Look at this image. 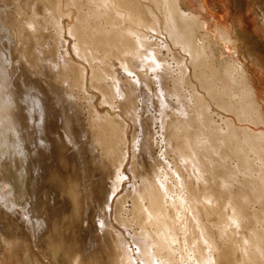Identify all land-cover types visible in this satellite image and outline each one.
<instances>
[{
    "label": "rangeland",
    "instance_id": "374dc122",
    "mask_svg": "<svg viewBox=\"0 0 264 264\" xmlns=\"http://www.w3.org/2000/svg\"><path fill=\"white\" fill-rule=\"evenodd\" d=\"M18 1L0 0V61L4 62V66L7 64V61L9 62L8 67H6L7 72H3L2 67H0V190L2 189L0 192V226H3L2 228H0V264H81L83 262V259V263L86 264L87 260H89L88 256L91 252L93 254L92 259H90L91 262L88 261L87 264H114L119 257L122 258L121 254L123 255L127 253L125 251H122L121 249L119 250V248L115 246L118 244V242H122L123 245H125L126 251H128L126 256L130 259V261H133L134 264H142L141 259L138 257V246L137 244H135V241H132V239H134V234L140 231V229L142 228L143 221L146 222L147 227L149 229H153L154 224H148L149 220H144L138 217H144L145 206L150 203V198L146 194V187H151L152 189L156 190L157 193V188L159 187L158 181L161 179L166 182V188L165 190H160L158 192V196L159 200L162 201L167 214L173 217L169 218L166 216L165 222L170 223L171 228L173 230V234H171L170 237L174 240L170 242L169 245L172 251L173 258L175 259L174 261H176V264H200V255L208 257H211V255H215V251H213L211 248H208L207 246H204L202 243L203 237L205 236V231L211 232L212 235L215 237L221 248L219 250V253H221V250H223V253L227 254L228 262H232V264H262V225L264 226V221H262V200L257 198L254 192L249 189L252 182L258 181L262 183V174L258 173L256 167L259 163L252 157L249 159V161L252 162V169L250 171L247 169L243 170L239 164V160L237 159V157L231 154L226 148V146H223L221 142V131L224 130L225 121L227 118L230 117V115L226 114L222 110H219L217 107L211 104L212 106H209V111L205 113L204 117L199 118L197 116L199 110L203 112L207 110L203 109L200 105H196V103L200 100H209L208 97L205 96V92L199 88H195L197 81H195L190 75H188V72L185 73L183 63L178 62L177 56L174 51L168 53H160L158 51L159 49L154 47L152 44V42H158V40H160L162 36H165V33L163 32L161 27L162 21L155 25V29H150L145 26H133L128 22L119 24L121 25L120 27L124 26V28H127L129 25L130 28L133 27L140 33L148 34V39L154 37L152 42L151 40L150 42H145L149 44V47L142 46L139 50L133 48V55H135V52H137L139 55L137 59L139 60H144L145 56L149 54L148 51L151 52L154 58L156 59L155 68L151 69L148 66H144L142 69H140V71L139 68H137L138 65H136L138 62L134 63L133 59L130 60V56L128 53H126V56L124 52H126L127 49L124 50L123 46H118V48L120 47V49H123L122 53L124 59L123 57H121L122 55L119 54L121 53V50L119 49L118 51L117 47H113L112 50L111 48L105 47L104 44L102 47H100L99 45L93 43L98 42L96 41L97 33H94L93 30L91 31L90 29L92 27L97 26L98 24H103V26H106L105 22L94 23L92 21L90 23L84 22L83 26L81 24L79 25L80 19H84L83 17L85 15L87 16L89 11L90 6L88 5L87 0H79L80 3L78 2V0L77 2L76 0H21L22 2ZM39 1H41L43 5H45V2L43 1H46V3H50V6H47V4L46 8L44 6L45 10L43 9V7H41V12L47 11L46 13H41L40 11H38L41 6V2L39 4ZM24 2L29 3L24 6ZM65 2L66 4L67 2L70 3L69 9H67L68 6L65 4ZM85 2H87V4H85ZM204 2L206 7L208 8V17L210 18L211 24L224 23L233 29L235 33L233 37L237 40V59L240 60L244 65H246L247 70L249 69L248 72L251 73V81L254 83L258 91V94L256 96L259 99L262 97L264 98V0H204ZM19 3H21V5H19ZM71 3H73L72 6ZM196 3V0H187L184 3V8H191V5L195 6L197 5ZM32 4L37 6L39 5L37 7L38 9ZM30 5H32V8L30 7ZM86 5H88L89 7ZM73 6H75L76 8L78 7L79 9H76ZM27 7L33 10L28 9ZM23 8L25 9V14L26 12L28 14H26L27 16L24 15L27 18L24 19V17L23 19L29 20L30 18L33 19L32 17H35V19H33L34 22L33 20L30 21L31 19L27 23H25L23 19L20 20L23 17V15L21 14V10ZM26 8L27 10H29V12L26 10ZM53 9H58L59 12L62 11V13H59L56 10V14L58 12V14L61 15V18L60 15L56 16L55 11ZM79 10H81L83 13H80L81 16H76L79 14ZM32 11H36L37 13H39V17L35 16L37 15V13H34L35 15H29V13H33ZM63 12H65V14ZM69 12H71V14H69ZM74 13L76 15H74ZM69 16L70 21H68L69 19H67L69 18ZM45 18H47V20ZM51 19H53V21L47 23V21ZM72 19L76 20L75 24L73 23L74 20ZM16 20H19L20 25L22 23V25H24L25 23L24 26L27 27V29L22 25L20 26L18 24L19 22ZM35 21H37V23ZM14 23H16V25H18L19 27L17 26V28ZM31 23H33V25H30ZM35 23H39L40 25L43 24L44 27L39 26V28H37L38 25H36ZM34 24L35 28L33 27ZM73 24H77V29L74 30L75 34L73 33V31L70 32V27H74ZM47 26H50L51 29ZM15 27L17 30H15ZM58 27L59 29L62 28L60 29L62 33L57 29ZM102 27L99 26V28L101 29L105 28ZM21 28L24 29V31L21 30ZM54 28H56L57 30H55ZM38 29H41L39 30L41 32H39ZM14 30L19 31L17 32L20 33L19 36H16L17 33L13 36V32H15ZM26 30H31V32H34L33 36L36 40L39 41L40 47L45 44L48 48L44 45L45 47H42L44 49L41 48V52H38L37 49L33 47L34 45L30 43V31H27V33ZM24 33L26 35L30 34V36L28 35V37H26ZM36 33L38 36H36ZM57 34H59V36ZM69 35H71V37ZM40 36H42L43 38L46 37V42L42 37L40 40ZM17 37H20L19 40H22V44L19 42L18 45L21 44L20 46L23 47H21L23 49L22 53L27 56L23 57L20 60L22 61L25 58L23 61H27V64L29 62H32L31 64L29 63V65H31L30 67H34L36 63L37 65L39 64L42 67V61H45L44 58H39L42 55H44V57L46 56L45 59H49V62H52V59L53 61L55 59V61H58V63L60 64H62V61L64 60H67V62L68 60H70L68 63V67H64L63 64H58L59 66H57V70L59 71L60 75L58 76V78H54L55 75L52 76L53 78H51L57 86L63 88L67 92V89L71 88L72 86V89L69 90V93H71L73 96L75 95L77 101L79 100V107L80 105H84V108L81 107L80 112L82 120L88 125V130L92 118L94 119L95 117H98L102 114L103 116H101L106 121L107 118L110 119L112 117L114 118L115 116H118L120 120V125L113 124L111 134L108 135L109 138L106 139L103 136V143L101 142V145L95 146L97 152L101 154L103 153L104 155H102L105 157V159L97 161L99 162V164L95 162V156L93 157V154L88 149H86V151L84 149L85 152H81V154L79 153L83 150H79L78 152L77 149H74L75 151L77 150V152L74 153H77V156L81 155V158L83 153L84 160L87 158V155L89 156L86 159L87 162L85 161L87 163L86 164L84 160L80 157L76 158L75 154H73V151H71L72 154H70V150L73 149L69 145L60 147L64 140L63 138H59L63 132H59V129L62 127V124L61 120H59V118L56 116L57 111L55 113L52 112L53 107L52 109L49 108L48 116H51V114L53 113V118L55 117L57 118V120L51 119L52 116L49 119V117L46 115V120L48 122L46 124V131H49V127L53 132L57 131V135H55L57 137V140L55 137V141L53 140V142L51 143L52 147L50 146V149H48L49 146L44 145L45 143L43 142H41L40 146L41 140H38L40 134L38 133V135L35 136V127H33L34 118L37 117V115L39 117V114H36L33 111L34 113L32 112L31 115L29 114V107V109L23 108L27 107L28 105H24L25 103L21 102L22 98L18 96V94L16 93L17 91H15L16 89L14 88V80H16L15 74L20 73L21 71L23 73L25 69L28 70V67L25 66L26 64L24 65L23 62L21 64V61L18 64L21 66V69H19L18 71L16 70L15 72L14 67L11 66L13 65V62L11 60V48H15V46H12V43L15 42L14 38ZM93 37L95 39H93ZM57 38H60L61 40ZM26 39H29L30 42L26 41ZM52 41L55 44L56 41L60 43L58 45L57 42V44L54 45ZM47 43L49 45H47ZM91 43L94 45H92ZM27 45H32V47L29 46L31 47L29 48ZM93 46H95L96 49ZM98 46L101 49L106 50L101 51ZM107 48L109 49L108 51ZM116 48L118 52H115ZM59 50L60 52L64 51V53L62 52L60 55L59 52L57 54V51ZM26 51L28 55L27 53H25ZM36 51L38 53H36ZM104 52L108 53H105L107 56L104 55ZM33 53H40L41 55H38L37 59V56L36 58H34L35 56L33 55ZM49 53L51 55H49ZM79 53H85L87 55V59L89 58V60H94L89 61L92 62L90 63V65H93V68H91L88 61L84 59L86 57H82V55H79ZM45 54L50 57L52 56V58H48V56ZM64 54L66 56H64ZM117 54H119V56H117ZM53 55L56 57L58 56V59L54 58ZM62 56H64V58ZM115 57H117V59H115ZM27 58H29L30 61H28L29 59L27 60ZM32 58H34L33 61L37 59L41 62H37L35 60L36 62L34 61L33 63ZM127 60H130V63ZM123 63H126L128 66H131L132 70L135 69L134 72L130 70L132 74H128L123 71ZM22 65L24 66V68L22 67ZM61 66L64 67L65 70H63ZM41 67H34L35 69H38L39 77L38 74H36L34 75L33 80L34 82L36 81L38 84L40 82H43V79L40 77L44 76V74L48 75L49 72H51V75L52 71H55L53 67L50 68L48 66L47 68L49 70L44 69L46 67ZM42 69H44L45 71L47 70V73H42L41 71H44ZM50 69L52 70L50 71ZM61 69L65 73L61 71ZM92 69L94 70L92 71ZM119 69H121L124 73L122 71L120 72ZM116 71H118L122 76ZM137 71L139 72V76ZM26 72L25 75L29 76V71L27 72V74ZM96 73L98 74L93 77V75H95ZM10 74L12 76H10ZM35 76H37L38 78ZM122 77L124 78L122 79ZM156 77H160V79L156 80ZM180 77H184V79H180ZM126 78L128 79L127 81ZM116 79H120V81H122L117 82ZM129 80H132L133 82L132 84L134 86H132V88H128V86L126 85L127 83H129ZM61 81L64 84H62ZM65 81L68 82L65 84ZM69 81H71L72 83ZM114 81L117 84H119L120 82V85H126V89L123 90L124 96H117L115 99L109 101L110 104H107L104 102V98L108 96H111V98H113L115 96V86L113 84ZM38 84L37 86H39ZM242 84L243 82L238 84V86L240 85L239 88H245V85ZM41 85L40 87L43 88V83H41ZM63 85H65V88H67V86L69 85V88L65 89ZM159 91L164 95L166 102L169 103V106H166L163 110L161 109L162 107L159 104L160 99L156 96V93H158ZM76 93L78 94L77 97ZM248 97L250 99L253 98L251 95H249ZM6 98L9 102V105L7 107L2 104V102L5 101ZM50 99L53 103H56V101H53L52 98ZM178 108L183 109V111L188 113V117H190L188 128L189 138H187L188 147H186L181 141V139L185 137L184 135H178L176 139H172V137H170L169 135L167 124L163 126L159 122H155V120L153 119V116H158L160 113L163 120L164 117L166 120L172 119L175 116V112L178 110ZM36 111L38 113V110ZM82 111H86L87 114ZM83 113L86 114V117L83 116ZM33 114H35L36 116ZM176 116L182 118L181 120H179V123L184 126V115L178 113ZM223 119H225V121ZM51 120L56 121L54 123L55 127L52 124L53 121ZM74 121L75 120L73 119V117H71L69 124L70 129L73 126L71 132L73 136L80 135L81 133L79 132V129H76L75 131V127H77V125ZM49 122H51V124H49ZM71 123H74L76 126ZM52 125L55 129L52 128ZM181 125L180 127L182 128ZM59 126L61 127L59 128ZM61 130H64V128L62 127ZM97 131H99L98 128ZM194 131H197V135H194V133H192ZM194 136L195 138H198V143L196 145H194L195 141L194 139H192V137ZM79 137H76L74 141L78 139L80 140L78 141V143H81V140H84V143L86 142L85 137L82 136L83 139L82 137H80L81 139H79ZM37 144L39 145V147L37 146ZM42 145H44V147ZM119 145L121 153H118ZM172 145L178 147L180 152H183V155L181 157L177 155V151L172 148ZM71 146L73 147V145ZM36 148L38 149L39 153L34 151L37 150ZM124 149L125 152H123ZM33 151L35 153H32ZM46 152L50 153L47 154ZM86 152H88L89 154ZM109 152L110 156L108 155ZM255 152L259 153V156L260 153H262L260 149H255ZM90 154L92 155V157ZM249 155L252 156L253 153L250 152ZM92 158L95 161H93ZM77 159L82 160V163L79 164V160L77 161ZM115 161H118L119 164L123 161L118 167L121 166L122 173L127 174L123 177L122 187L117 189V192L114 193V196L111 199H108V196L107 198H105L106 195L103 194L105 196H103V198H105L104 201H107V199L109 201L105 203L103 201V198L101 197L102 192H99L98 187H95V189H97V191L94 190L95 197L97 195V198L100 199L99 195H101L100 197L102 199L100 200L102 202H98L99 200L97 198V200L94 199V193H91L93 194V196L90 200H95L99 204H96L94 208L92 203H95V201L90 202V204L88 202L90 200H87L84 202L85 204L87 203L86 206H84V204L82 205L87 208H81V204L84 201V199L82 198V189H80L82 187V176L85 175L87 177L86 180H91L92 182H90L92 184L94 183V181L97 180L98 182H96L98 184L105 185L110 179L107 178L108 180L106 181V179H104L105 176L104 178H102V175H100V177L98 171L96 170V172L98 173L97 176V174H95L96 172L92 171V169H95V164L93 163H96V167L98 166L96 169H98L101 165L105 168H108L109 165H113V162ZM81 164L84 165V169L81 167ZM123 164L125 166H123ZM79 165H81L80 167L86 171L79 170L81 169L79 168ZM218 165L220 166L215 171V168ZM92 166L94 168H91ZM130 166L135 167V179H133L132 174L130 175V173H126L127 171L130 172ZM123 170H125L126 172H123ZM83 173L84 175H81ZM38 178L40 182L42 181V183L36 182L38 181ZM92 179L96 180L93 181ZM103 179L106 182H104L105 184L102 182ZM30 181L34 182H32L34 186H37V183H39V187L37 186L35 190V187H33V185L28 186L31 183ZM1 183L3 185H1ZM40 184L42 187L40 186ZM31 187L35 192L33 190L31 191ZM75 187L78 189L76 190ZM74 190L77 193L74 192ZM80 192L82 196L80 195ZM97 192L101 194L98 193V195ZM2 197L4 198V200L2 199ZM118 197H123L122 203L120 202L118 206L121 211V221H117L115 218L117 212L116 203ZM80 198L81 201L83 200L82 203L80 201ZM206 198L213 202L211 204H214L212 207L209 206V204L207 203L208 199ZM10 199L13 200L12 203ZM35 199L37 200V202H40V204L38 202L39 206L43 207H41L42 211ZM112 199H114V201ZM5 201H7L5 205H1ZM9 202L10 205H12L13 203L14 205L10 206ZM33 202L34 204L36 203V207H39L40 209L36 214L38 215L39 211L40 213L42 212L44 214L41 213V216H39L40 214L37 216L34 214L33 209H31L33 212L29 210L31 203ZM101 203L104 208H102V205H100ZM90 205H92V207H89ZM204 205L206 207H204ZM22 206L24 209L27 207V209H25L26 214L25 212L23 213V211L25 210L22 208ZM33 206L34 205H32L31 208H34ZM96 207L102 209L98 210ZM83 208L85 209V211ZM89 208L91 211L87 213ZM93 208L96 210V212L99 211L98 214L100 215L102 211H105L103 209L110 208L109 210L107 209V211L103 213L104 216L101 215L103 216L104 220L107 221L109 224V229L107 230V233L106 231L104 232L108 235L107 238L111 243L109 244L108 242V247H106L107 245H104L105 243L101 238H94L95 240L97 239L96 242L93 240V238L91 239V236L95 237L94 234H90V238L88 237L87 233H92L93 231L95 232L97 229L96 226V229L93 230L95 228L94 225H96L95 223L93 225V221L96 222V216L93 217L96 214ZM81 209H83V211L87 214L84 215ZM136 210L140 212V216L135 214ZM27 211L29 212L28 214L32 212L34 214V217L31 216L33 218L30 217V219H28L30 215L28 216ZM92 212H94V215L92 214ZM89 214L90 217L88 216ZM23 215L26 216L22 218ZM176 216L177 218L179 217L177 219L178 221L174 220ZM40 217H42V219L45 218L46 221L48 218L49 223L48 221L47 223H45V219L44 221L40 220ZM83 217H85L86 220L85 218L84 220H82ZM91 217L93 218V221ZM234 217H236V219L232 221L230 218ZM37 218L38 220H35ZM6 219L9 222H7ZM25 219H28L29 223ZM56 219L58 222L56 221ZM22 220H24L23 223ZM34 220L37 221L38 224ZM68 220L69 222H67ZM82 221H85V227L84 225H82L84 224V222L82 223ZM86 221L90 222L87 223ZM25 222L28 223V225H26ZM91 222L94 228L90 226ZM88 224H90L89 226L91 229H88ZM217 224L225 228V233L221 237L218 236V231L216 229ZM181 226H183L184 228L186 226V230H184ZM28 227L31 230H29L30 232L28 231ZM157 227L158 225L156 224V228ZM77 229L81 230L78 231ZM85 230L88 232L86 233ZM185 231L186 233H184ZM28 232L30 233V235ZM77 232L78 234H80L79 236H77ZM84 234L86 236H84ZM95 234L97 236V231L95 232ZM25 235L27 237L29 235V237L27 238ZM244 238L250 239V246L247 247L249 255L244 251L241 246V244H243ZM79 239L81 240V242L79 241ZM83 239H87L88 242L87 240L84 241ZM82 240L84 242H87V244H90V242L93 244L94 242L95 244L101 243L105 247H101V244L98 245V248L97 245L93 246V244H90L91 247H88L89 244H86L87 248L85 249L87 250L88 248L89 250H91L94 247L95 250L97 249L96 252L94 249H92L91 252L89 250H86V252H90L87 253V256V254H83L86 252L82 247H85V244ZM240 241L242 242L240 243ZM77 242H79V246L82 247V249L78 246ZM80 243H82L83 245L81 244V246ZM42 247L44 248L42 249ZM110 247H113V249L111 248L113 251V256L111 257V262L109 263V261L107 262L105 260V256L107 253L106 251H108ZM105 248H108V250H106ZM79 249H81L82 251ZM80 254H83V257L87 256L88 258L85 257V260L82 255L80 256ZM148 255L151 258H153L154 256L153 260L156 261V251H152L151 249H149ZM41 258L42 261L46 259V262L41 263ZM77 259L80 260L78 261ZM228 262L221 260L219 264H228ZM163 263L164 262H160L158 264Z\"/></svg>",
    "mask_w": 264,
    "mask_h": 264
},
{
    "label": "bare ground",
    "instance_id": "6f19581e",
    "mask_svg": "<svg viewBox=\"0 0 264 264\" xmlns=\"http://www.w3.org/2000/svg\"><path fill=\"white\" fill-rule=\"evenodd\" d=\"M14 1H16V0H14ZM18 1V0H17ZM21 1V0H20ZM20 1H18V2H20ZM34 1V0H33ZM47 1V0H46ZM46 1H43V2H45V5H43V3L41 2V1H39V4H40V2H41V6H40V8H39V10L38 11H40L41 12V7H43V9H44V6H45V8H46V4H47V6L49 5L50 6V3H46ZM71 1V0H70ZM70 1H68V2H70ZM72 1H75V0H72ZM81 1V0H80ZM80 1L78 0V2L80 3ZM88 1V5L90 6H88V5H86V6H88L89 7V11H88V14H87V16L85 15L83 18L85 19H80V23H79V25L81 24L82 26H83V23L84 22H105L106 24V26H103V24L102 25H99L98 23V27L97 26H95V27H92L90 30L92 31L93 30V32L94 33H97V39H96V41H98V42H93L94 44H97V45H99L100 47H102L103 46V44L105 45V47H108V48H115V47H117L118 48V46H123V49L124 50H126V52H124L125 54L126 53H128L129 54V58H130V60H132L133 59V62L134 63H137L136 65H138L137 66V68H139V70L140 69H142L144 66H148L149 68H151V69H153V68H155L156 67V59L154 58V56L152 55V53L151 52H149L148 51V53L149 54H147L146 56H145V59L144 60H139V59H137L138 57H139V55H138V53L137 52H135V55H133L134 54V49L133 48H135V49H137V50H139L140 49V47H142V46H145V47H149V44H147V43H145V42H150V40H151V42H152V40H153V38H151V39H148V34H143V33H140L138 30H135L133 27L132 28H130L129 27V25H128V27L127 28H124V26L123 27H120L121 25H119V24H123V23H125V22H128V23H130V24H132L133 26H145V27H147V28H150V29H155V25L156 24H158L159 22H161L162 21V25H161V27H162V30H163V32L165 33V36L163 37H161L160 38V40H158V42H152V44H153V46L154 47H156L157 49H159L158 51L160 52V53H168V52H171V51H174L175 52V54H176V56H177V59H178V62L179 63H183V66H184V71H185V73H187L188 75H190L195 81H197V84H196V87H195V85H194V87L195 88H199V89H201L202 91H204L205 92V96H207L208 97V99L209 100H200V101H198L197 103H196V105H200L203 109H207L205 112H203V111H200L199 110V112H198V117L200 118V117H204V115H205V113H207L208 111H209V106L212 104V105H214L215 107H217L219 110H222L223 112H225L226 114H228V115H230V117L229 118H227L226 119V121H225V119H223L224 121H225V126L224 125H222V126H224V130H222L221 131V142H222V144H223V146H226V148L228 149V151L231 153V154H233L234 156H236L237 157V159L239 160V164H240V166H241V168L243 169V170H245V169H247V170H251L252 169V162L251 161H249V159L250 158H252L253 157V159H255L256 161H258V166H256L257 167V171H258V173L259 174H262V183L261 182H252L251 183V185H250V187H249V189L251 190V191H253L254 192V194L257 196V198H259V199H261L262 200V221H264V98L262 97V98H258L256 95L258 94V91H257V89H256V87H255V85H254V83L251 81V73L250 72H248V70H247V68H246V65H244L240 60H238L237 59V53H238V49H237V40L233 37V35L235 34L234 33V31H233V29L231 28V27H229V26H227L226 24H224V23H212L211 24V22H210V18L208 17V8L206 7V5H205V2H204V0H196V4L198 5H195V6H193V5H191V8L190 7H187L186 9L184 8V3L187 1V0H87ZM89 1H90V3H89ZM22 2V1H21ZM67 2V4H66V2H65V4L68 6V8L67 9H69V4L70 3H68ZM76 2H77V0H76ZM76 2H74V3H76ZM25 3V2H24ZM27 3H29V2H26L25 3V5L24 6H26L27 5ZM34 3V2H33ZM38 4V3H37ZM72 4L73 3H71V6H72ZM84 4V3H83ZM85 4H87V2H85ZM19 5H21V3H19ZM29 5V4H28ZM33 5V4H32ZM32 5H30V7L32 8ZM65 5V6H66ZM79 5V4H78ZM23 6V5H22ZM34 7H38L37 5H33ZM53 6V5H52ZM61 6V5H60ZM77 6V5H76ZM85 6V7H86ZM186 6V5H185ZM29 7V6H28ZM27 7V8H28ZM62 7V6H61ZM73 7H75V6H73ZM82 7V6H81ZM27 8H26V10H27ZM31 8H28V9H31ZM55 8H56V6H55ZM76 8V7H75ZM35 9V8H34ZM38 9V8H37ZM76 9H79L78 7L76 8ZM2 10V9H1ZM19 10H21V9H19ZM25 9L23 8L22 10H21V14L23 15V17L20 19V20H22L24 17V19H26L27 17V12H26V14H25V11H24ZM31 10H33V9H31ZM36 10V9H35ZM45 10V9H44ZM46 10H48V9H46ZM50 10V9H49ZM54 10V9H53ZM56 10L58 11V9H55L54 11H55V14H56ZM61 10V9H60ZM63 10V9H62ZM66 10V9H65ZM64 10V11H65ZM88 10V9H87ZM28 12H29V10H27ZM53 11V12H54ZM76 11V10H75ZM9 12V11H8ZM33 12V11H32ZM43 13H46V12H44V11H42ZM41 12V13H42ZM50 12V11H49ZM51 12H52V10H51ZM59 12V11H58ZM58 12H57V14H56V16L57 15H60V14H58ZM67 12V11H66ZM73 12V11H72ZM82 11L81 10H79L78 11V15H76L75 13H74V15H76V16H81L80 15V13H81ZM36 14L37 12L36 11H34L33 13H29V15H32V14ZM59 13H62V11L61 12H59ZM64 14H65V12H63ZM83 13V12H82ZM34 14V15H35ZM38 14L39 13H37V15H35V16H38ZM55 14H54V16H55ZM69 14H71V12H69ZM86 14V13H85ZM24 15H26V16H24ZM40 15V14H39ZM51 15V14H50ZM49 15V16H50ZM63 16V15H62ZM71 16V15H70ZM70 16H69V18H67V19H69L68 21H70ZM73 16V15H72ZM31 17V16H30ZM39 17V16H38ZM48 17V16H47ZM20 18V17H19ZM29 18V17H28ZM33 19H35V17H32ZM37 18V17H36ZM58 18V17H57ZM60 18H61V15H60ZM23 19V20H24ZM31 19V18H30ZM29 19V20H30ZM33 19H31L30 21H32ZM38 19V18H37ZM46 20H47V18H45ZM54 19V18H53ZM53 19H51V20H49V21H47V23L48 22H50V21H53ZM77 19V18H76ZM28 20V19H27ZM27 20H24L25 21V23H27V22H29V20L27 21ZM56 20V19H55ZM72 20H74V24H75V19H72ZM16 21H18L19 22V20H16ZM42 21V20H41ZM40 21V22H41ZM57 21V20H56ZM67 21V22H68ZM22 22V21H21ZM33 22H34V20H33ZM36 23H37V21H35ZM44 22V21H43ZM55 22V21H54ZM78 22V21H77ZM17 23V22H16ZM16 23H14L15 25H16ZM25 23H24V25H25ZM35 23V24H36ZM42 23V22H41ZM58 23H59V20H58ZM58 23H57V25H58ZM70 23V22H69ZM242 23V22H241ZM14 24H13V26H14ZM19 25H20V22L18 23ZM23 24V23H22ZM21 24V25H22ZM35 24H34V28H35ZM45 24V23H44ZM51 24V23H50ZM73 24V25H74ZM78 24V23H77ZM77 24L76 25H74V27H70V32L71 31H73V33H74V30L75 29H77ZM108 24V25H107ZM20 25V26H21ZM24 25H22V26H24ZM30 25H33V23H31ZM29 25V26H30ZM36 25H38V27L37 28H39V26H42V27H44V25L42 24V25H40L39 23L38 24H36ZM48 25V24H47ZM55 25V24H54ZM60 25V24H59ZM67 25V24H66ZM70 25V24H69ZM79 25H78V27H79ZM18 25H16V27H17ZM27 26V25H26ZM61 26V25H60ZM64 26V25H63ZM99 26H103L102 28H104V29H101V28H99ZM127 26V25H126ZM213 26V27H212ZM16 27H15V30H17L16 29ZM19 27V26H18ZM17 27V28H18ZM25 27V26H24ZM47 27H50V26H47ZM54 27H57V26H54ZM66 27V26H65ZM85 27V26H84ZM160 27V28H161ZM14 28V27H13ZM13 28H11V29H13ZM23 28V27H22ZM21 28V30H23L24 31V29H22ZM26 29H27V27H25ZM29 28V27H28ZM34 28H31V29H34ZM64 28V27H63ZM69 28V27H68ZM68 28H67V30H68ZM50 29H51V27H50ZM55 30H59V31H61L60 29H62V28H60L59 29V27L56 29V28H54ZM81 29H82V27H81ZM85 29V28H84ZM14 30V31H15ZM20 30V31H21ZM39 30H41V29H38V31ZM53 30V29H52ZM64 30V29H63ZM66 30V29H65ZM28 30H26V32H27ZM30 31V34H31V36H30V34H28L29 36H30V40H31V42L29 41V39L27 40L26 39V41H29L30 43H32L34 46L33 47H35L36 49H37V51L38 52H41V48L42 47H45L46 45L45 44H43V46L42 47H40L39 46V41L38 40H36L35 39V37L33 36V31L31 32V30H29ZM28 31V32H29ZM43 31H44V29H43ZM46 31H47V29H46ZM236 31V30H235ZM13 32V31H12ZM17 32H19V31H15V32H13V36L17 33ZM27 32V33H28ZM39 32H41V31H39ZM76 32V31H75ZM55 33V32H54ZM57 33V32H56ZM58 33H60V32H58ZM61 33H62V31H61ZM19 34L20 33H17L16 34V36L18 35L19 36ZM25 34V33H24ZM39 34V33H38ZM71 34V33H70ZM75 34V33H74ZM28 35H26L25 34V36L26 37H28ZM42 35V34H41ZM56 35V34H55ZM58 36H59V34H57ZM61 35V34H60ZM24 36V35H23ZM24 36V37H25ZM36 36H38L37 35V33H36ZM43 36V35H42ZM42 36H40V40H41V37ZM70 37H71V35H69ZM75 36V35H74ZM150 36V35H149ZM24 37H23V39H24ZM45 37V36H44ZM151 37V36H150ZM149 37V38H150ZM20 38V37H19ZM19 38L17 37V38H14L15 39V42L14 43H12L13 45V47L15 46V48L13 49V48H11L12 50H11V60H12V62H13V65H11V66H13L14 67V69H15V72H16V70L18 71L19 69H21V66L20 65H18L19 64V62L21 61L20 59H22L23 57H27L24 53H22L23 52V47L22 46H20L22 43H21V39L19 40ZM43 38V37H42ZM48 38V37H47ZM56 38V37H55ZM156 38V37H155ZM38 39V38H37ZM44 40H45V42H46V37L45 38H43ZM57 39H60V38H57ZM93 39H95L94 37H93ZM44 40H42V41H44ZM61 40V39H60ZM168 40V41H167ZM25 41V42H26ZM48 41H49V39H48ZM55 41V40H54ZM91 41V40H90ZM155 41V40H154ZM11 42H12V40H11ZM19 42L21 43L20 45H18L19 44ZM28 42V43H29ZM57 42L58 41H56V44H57ZM43 43V42H42ZM52 43H54L53 41H52ZM59 43L60 42H58V45H59ZM27 44V43H26ZM40 44H41V41H40ZM55 43H54V45H56ZM62 44V43H61ZM92 44V43H91ZM94 44H92V45H94ZM18 45V46H17ZM45 45V46H44ZM47 45H49L48 43H47ZM52 45V44H51ZM97 45H96V47H97ZM28 46V45H27ZM29 46H31L32 47V45H29ZM28 46V47H29ZM98 46V47H99ZM19 47V48H18ZM22 47V48H21ZM31 47H29V48H31ZM47 47V46H46ZM50 47V46H49ZM94 48H95V46H93ZM99 47V48H100ZM104 47V48H105ZM125 47V48H124ZM25 48H27V47H25ZM35 48H33V49H35ZM48 48V47H47ZM57 48H59V47H57ZM93 48V49H94ZM107 48V51L109 50ZM117 48H116V50H115V52H118L119 51V49H120V47L118 48V51H117ZM42 49H44V48H42ZM96 49V48H95ZM94 49V50H95ZM98 49V48H97ZM101 49V48H100ZM122 48L120 49L121 51V53H119V54H121L122 56L121 57H123V50ZM26 50V49H25ZM32 50V49H31ZM31 50H29V51H31ZM50 50V49H49ZM103 50H106V49H101V51H103ZM113 50V49H112ZM9 51V50H8ZM33 51H35V50H33ZM36 51V53H38ZM44 51V50H43ZM111 51V50H110ZM60 52V50L59 51H57V54ZM63 53H64V51H62ZM62 52H60V55H61V53ZM25 53H27V51L25 52ZM35 53V54H36ZM48 53V52H47ZM106 52H104V55H106V54H108V53H106ZM110 53V52H109ZM111 53H113V52H111ZM6 54V53H5ZM32 54V53H31ZM34 53H33V55L35 56H33L34 58H36V56H37V59H38V55H41L40 53L39 54H36L35 55ZM66 54V53H65ZM64 54V56H66ZM116 54V53H115ZM119 54H117V56H119ZM27 55H28V53H27ZM30 55V54H29ZM45 55H47V54H45ZM49 55H51L50 53H49ZM79 55H82V57H86V58H84V59H86L87 61H88V63H89V65H90V63H92V62H89V61H91V60H93V59H91V60H89V58L87 59V55L85 54V53H79ZM114 55V54H113ZM43 56V57H42ZM41 57H39V58H44V60L45 61H42V67L44 68V67H46V68H44V69H47V70H49L47 67L49 66L50 68L51 67H53L54 69H55V71L53 72L52 71V74L50 75V73L51 72H49L48 73V75L47 74H44V76H42V77H40V78H42L43 79V82H40L38 85L39 86H37V84L34 82V80H33V78H34V75H36V74H38L39 72H38V69H35V68H37V67H41L39 64L37 65V63L35 64V68L34 67H30L31 65H29V63L31 64L32 62H29L28 64H27V61L25 62V61H21V64H22V62L24 63V65L26 66V67H28L27 69L28 70H26L25 69V71H23V73H22V71L20 72V73H17V74H15V79L16 80H14L15 81V91H17L16 93L18 94V96L20 97V98H22V100H21V102H23V103H25L24 105H28L27 107H23L24 109H26V108H30V111H29V114H31L33 111L36 113V114H39V117H38V115H37V117H35L36 115L35 114H33V115H35V116H33V117H35L34 118V126L33 127H35V133H36V135L35 136H37L38 135V133L40 134L39 135V138H38V140H41L40 141V146H41V142H43V143H45L44 145H46V146H49V148L48 149H50L52 146V142H53V140L55 139V135H57L56 134V132L54 131H52L51 130V128L49 127L48 128V130L49 131H46V124L48 123L47 122V120H46V118H47V116H48V110H49V108H51L52 109V107H53V113H55L56 111V116L59 118V120H61V124H62V127L64 128V130H61V126H59V132H61V131H63L62 132V135H60V137L59 138H63L64 140H63V142H62V144H61V146L60 147H63V146H66V145H69L73 150H70V152L71 151H73V154H75V157L76 158H78V157H80V156H77L78 154L77 153H74V152H77V150H78V152H79V150H83V151H80V153L79 154H81V152H85L86 151V149H88L92 154H93V157L95 158V160H93V158H92V160L93 161H95V162H97V161H101L102 159H105V157L101 154V153H98L97 152V150H96V147L95 146H97V145H101V142L103 143V140H104V137L106 138V139H108L109 138V136L108 135H110L111 134V129H112V127H113V124H115V125H120V120H119V118H118V116H115L114 118L112 117V118H107L106 119V121L104 120V118L101 116V115H99L98 117H95L94 119L92 118V121H91V123L89 124L90 125V127H89V130H88V128H87V124L82 120V117H81V107H83V106H81L80 105V107H79V104H78V102H79V100L77 101V99L75 98V95L73 96L71 93H69L70 91L69 90H71L72 89V86H71V88H69L68 86H67V88H69V89H67V88H65L64 86L65 85H63V87L65 88V89H67L68 90V92L66 91V90H64L63 88H61V87H59V86H57L56 84H55V82H53V80H52V76H54L55 75V77L54 78H58V76L60 75L59 74V71L57 70V66H59L58 64H60V63H58V61L56 62L55 61V59H54V61H53V59H52V62H49L48 60L49 59H45V57H44V55H42ZM48 56V55H47ZM54 56V55H53ZM64 56H62L63 58H64ZM107 56V55H106ZM106 56H104V57H106ZM126 56H127V54H126ZM29 57V56H28ZM50 56H48V58H49ZM61 57V56H60ZM108 57H109V55H108ZM31 58V57H30ZM34 58H32V61H33V59ZM52 58V56L50 57V59ZM54 58H56V59H58V56L56 57V56H54ZM62 58V59H63ZM126 58V57H125ZM29 58H27V60H28ZM37 59H35L37 62L38 61H40V60H37ZM107 59V58H106ZM109 59V58H108ZM114 59V58H113ZM115 59H117V57H115ZM114 59V60H115ZM120 59V58H119ZM122 59V58H121ZM123 59H124V57H123ZM34 60V61H35ZM43 60V59H42ZM60 60V59H59ZM64 60V59H63ZM114 60H112V61H114ZM130 60H127L128 62L130 61ZM28 61H30V59L28 60ZM34 61H33V63H34ZM35 61V62H36ZM69 61L70 60H68V62H67V60L65 61H62L63 63V66L64 67H68V63H69ZM94 61V60H93ZM111 61V62H112ZM123 61V60H122ZM121 61V62H122ZM41 62V61H40ZM39 62V63H40ZM121 62H120V64H121ZM128 62H126V63H128ZM126 63H123L122 65V67H123V71H125L126 73H131V71L132 72H134V70L135 69H133L132 70V68H131V66H128ZM130 63V62H129ZM62 64H60V65H62ZM0 67H2V71L3 72H7L6 71V67H8V65H9V62L7 61V64L4 66V62L2 61H0ZM15 65V66H14ZM70 65V64H69ZM20 66V67H19ZM33 66V65H32ZM37 66V67H36ZM91 66V68H93V65H90ZM22 67L24 68V66L22 65ZM25 67V68H26ZM41 67V68H42ZM62 67V66H61ZM64 67H62L63 68V70H65L64 69ZM60 68V67H59ZM134 68V67H133ZM136 68V69H137ZM44 69H42V70H44ZM96 69V68H95ZM46 70V71H47ZM52 69H50V71H51ZM62 69H61V71H63ZM66 70H68V69H66ZM94 69H92V71H93ZM120 70V72L122 71L121 69H119ZM131 70V71H130ZM138 70V69H137ZM138 70V71H139ZM28 72V74H29V76H26L25 75V72ZM45 70L44 71H41L42 73L43 72H46ZM60 71V72H61ZM122 71V72H123ZM137 71V72H138ZM141 71V70H140ZM14 72V71H13ZM27 72H26V74H27ZM64 72V71H63ZM116 72H118V71H116ZM47 73V72H46ZM65 73V72H64ZM124 73V72H123ZM8 74H9V72H8ZM98 73H96L95 75H93V77L94 76H96ZM118 74H120L119 72H118ZM132 74V73H131ZM1 75V74H0ZM4 75H5V73H4ZM42 75V74H41ZM62 75V74H61ZM64 75V74H63ZM121 75V74H120ZM119 75V76H120ZM141 75V74H140ZM9 76V75H8ZM10 76H12L11 74H10ZM66 76V75H65ZM64 76V77H65ZM122 76V75H121ZM126 76V75H125ZM138 76H139V72H138ZM7 77V76H6ZM5 77V78H6ZM35 77H37V76H35ZM38 77H39V74H38ZM37 77V78H38ZM52 77V78H51ZM61 77V76H60ZM115 77V76H114ZM118 77V76H117ZM127 77V76H126ZM131 77V76H130ZM36 78V79H37ZM67 78V77H66ZM65 78V79H66ZM124 77H122V79H123ZM41 79V80H42ZM64 79V80H65ZM115 79V78H114ZM156 80L157 79H160V77H156L155 78ZM180 79H184V77H180ZM8 80V79H7ZM56 80H58V79H56ZM117 80V82L118 81H120V79L118 80V79H116ZM125 80V79H124ZM128 79L126 78V81H127ZM9 81H10V79H9ZM11 81H13V80H11ZM55 81V80H54ZM122 81V80H121ZM120 81V82H121ZM58 82V81H57ZM56 82V83H57ZM68 82V81H67ZM66 81H65V84L67 83ZM69 82H71V81H69ZM115 82V81H114ZM113 82V84H114V86H115V96L113 97V98H111V96H108V97H105L104 98V102L105 103H107V104H110L109 103V101L110 100H112V99H115L117 96L118 97H121V96H124V94H123V90L124 89H126V85L128 86V88H132V86H134L132 83V80L130 81L129 80V83H127L126 85L125 84H123V85H125V86H123V85H120V82H119V84H117L116 82L114 83ZM124 82V81H123ZM243 82V84L245 85V88H243L242 86V88H239V86H238V84L239 83H242ZM12 83V82H11ZM41 83H43V88L42 87H40V85H41ZM61 83H62V81H61ZM61 83H60V86H61ZM72 83V82H71ZM13 84V83H12ZM62 84H64V83H62ZM242 84V85H243ZM71 85V84H70ZM42 86V85H41ZM160 86V85H159ZM40 87V88H39ZM238 87V88H237ZM7 92V91H6ZM9 93V92H8ZM77 93H79V92H77ZM76 93V97L78 96V94ZM6 94V93H5ZM117 94V95H116ZM249 95H251L253 98L252 99H250L248 96ZM3 96V95H2ZM10 96V95H9ZM156 96L160 99V105H161V109L163 110V109H165V107L166 106H169V103L168 102H166V100H165V97H164V95L159 91L158 93H156ZM50 98H52L53 99V101H56V103L54 102H52V100L50 99ZM80 98V97H79ZM203 98H204V96H203ZM10 100V99H9ZM51 101V102H50ZM81 101V100H80ZM208 101V102H207ZM210 101V102H209ZM9 102L7 101V98H6V100L5 101H3L2 102V104L3 105H5L6 107L9 105L8 104ZM12 104V103H11ZM10 104V105H11ZM81 104V103H80ZM211 105V106H212ZM49 106H51V107H49ZM28 108V109H29ZM84 108V107H83ZM1 109V108H0ZM3 109V108H2ZM32 110V111H31ZM36 110H38V113H37V111ZM27 111V110H26ZM51 111V110H50ZM87 111V110H86ZM86 111H82V112H85L86 114H87V112ZM33 112V113H34ZM27 113V112H26ZM50 113V112H49ZM53 113L51 114V116H52V118L51 119H53V120H57V118H53ZM178 113H180V114H182V115H184V117H183V119H184V126L183 125H181L180 123H179V120H181L182 118L181 117H178V116H176ZM84 114V113H83ZM86 114H84L83 116H85ZM5 115V114H4ZM32 115V114H31ZM47 115V116H46ZM98 115V114H97ZM227 115V116H228ZM8 116V115H7ZM50 115L48 116L49 117V119H50V117H51ZM6 117V116H5ZM71 117H73V119L75 120L74 122H75V124L77 125V127H75V131H76V129H79L78 131L81 133L80 135H74V136H76V137H85V140H86V142L84 143L83 141L84 140H81L82 142L80 143H78V141H80V140H75L74 141V139H76V137H74L73 136V134H72V132H71V130H72V128H73V126L71 127V129H70V126H69V124H70V118ZM86 117V116H85ZM223 118V117H222ZM226 118V117H225ZM30 119H32V118H30ZM91 119V118H90ZM109 119V120H108ZM153 119L155 120V122H159L161 125H165V124H167V128H168V132H169V135H170V137H172V139H176V137L178 136V135H184L185 137H183L182 139H181V141H182V143L186 146V147H188V139L187 138H189L188 137V128H189V119H190V117H188V113L187 112H185V111H183V109H179L178 108V110L175 112V116L172 118V119H169V120H166L165 119V117H164V120H163V118H162V116H161V113L158 115V116H153ZM53 120H51V121H53ZM72 120V119H71ZM49 121V120H48ZM56 121H53V125H54V123H55ZM58 122V121H57ZM60 122V121H59ZM73 122V121H72ZM87 122V121H86ZM49 124H51V122H49ZM48 124V125H49ZM71 124H74V123H71ZM74 124V125H75ZM223 124V123H222ZM53 125H52V128H54L55 127V125H54V127H53ZM59 125V124H58ZM75 125V126H76ZM180 125L182 126V128L180 127ZM51 126V125H50ZM57 126V125H56ZM3 127V126H2ZM97 128L99 129V131H97ZM34 129V128H33ZM55 129V128H54ZM74 130V129H73ZM74 131V132H75ZM104 131V132H103ZM58 132V133H59ZM49 133V134H48ZM78 133V132H77ZM192 133H194V135H197V131H194V132H192ZM42 134V135H41ZM59 135V134H58ZM104 136V137H103ZM74 137V138H73ZM79 137V139H81ZM83 137H82V139H83ZM192 139H194V141H195V143H194V145H196L197 143H198V138H195V136L194 137H192ZM29 140V139H28ZM56 140H57V137H56ZM1 141V140H0ZM27 141V140H26ZM37 141V140H36ZM55 141V140H54ZM3 142V141H2ZM42 143V144H43ZM44 145H42L43 147H44ZM71 145H73V147L71 146ZM37 146L39 147V145L37 144ZM51 146V147H50ZM54 146V145H53ZM76 146V147H75ZM122 146V145H121ZM35 147V146H34ZM43 147H41V148H43ZM75 147V148H74ZM67 148H69V147H67ZM172 148L173 149H175L176 151H177V155L179 156V157H181L182 155H183V152H180L179 151V148L178 147H176V146H174V145H172ZM37 149V148H36ZM47 149V148H46ZM74 149H77L76 151L74 150ZM84 149H85V151H84ZM255 149H260V151L262 152V153H260V156H259V153H256L255 152ZM87 150V151H88ZM121 149H120V145H119V151H118V153H121V151H120ZM34 151H36V152H38V149L37 150H34ZM32 152V153H35V152ZM88 151V152H89ZM88 152H86V153H88ZM89 152V153H90ZM123 152H125V149L123 150ZM253 153V155L252 156H250L249 155V153ZM39 153V152H38ZM47 153V152H46ZM48 153H50V152H48ZM47 153V154H48ZM88 153V154H89ZM52 154H53V152H52ZM70 154H72V152L70 153ZM34 155H36V154H34ZM84 155H85V153H84ZM91 155V154H90ZM109 156H110V152H109V154H108ZM123 155V154H122ZM31 156H32V154H31ZM36 157V156H35ZM70 157H71V155H70ZM89 156L87 155V158H88ZM91 157H92V155H91ZM81 158V157H80ZM79 158V159H80ZM85 158V157H84ZM86 158V159H87ZM79 159H77V161L79 160ZM81 159H83V153H82V158ZM84 160V162L86 161L87 162V160ZM90 159V158H89ZM123 160V159H122ZM43 161V160H42ZM41 161V162H42ZM82 160H79L78 161V163L80 164V163H82L81 162ZM232 161V160H231ZM44 162V161H43ZM83 162V163H84ZM85 162V163H86ZM123 162V161H122ZM121 162V163H122ZM84 163V164H85ZM98 164H99V162H97ZM117 163H118V161H115V162H113V165L111 164V165H109V167L108 168H105V167H103L102 165L100 166V168H98V169H96L97 167H96V163H93V164H95L94 166H95V169H92V171H95L96 172V170L98 171V173H99V176L100 175H102V178H104V176H105V178L104 179H106V181L108 180V179H110V180H112V181H110V180H108L107 181V183L104 181V179H103V183L105 184V185H103V184H98L97 182V178L96 179H94V180H96V181H94L93 179V181H94V183L92 184L90 181H88V180H86L87 179V177L84 175V173L83 174H81V175H84V176H82V178H81V180H82V182H81V188L80 189H82V195H83V199H84V201H83V203H82V201H81V198H80V201H81V208L82 207H84V206H86V204L84 203L85 201H87V200H90V199H92V196H93V194H91V193H94V190H96L97 191V189H95V187H98V189H99V192H102V196L101 195H99V194H101V193H99V192H97V194L99 195V198L100 199H102L103 198V196L104 195H106V197L105 198H107V196H108V199L110 198H112L113 196H114V193L115 192H117V189L118 188H120V187H122V181H123V177H124V175H127V174H123L122 173V168H121V166L120 167H118L120 164L118 163V165H117ZM39 164H41V163H39ZM87 164V163H86ZM101 164V163H100ZM103 164V163H102ZM45 165V164H44ZM82 165V164H81ZM79 165V168H83L84 169V165ZM34 166V165H33ZM41 166V165H40ZM81 166V167H80ZM123 166H125L124 164H123ZM219 166L220 165H218L216 168H215V171H216V169L217 168H219ZM221 166H223V165H221ZM86 167V166H85ZM79 169V170H82V171H86V170H83V169ZM91 168H94L93 166L91 167ZM121 168V169H120ZM127 168V167H126ZM134 168L135 167H133V166H130V168H129V171L130 172H126L125 170H123V172L125 171L126 173H130V175L132 174V176H133V179H135L134 178V176H135V170H134ZM88 169V168H87ZM108 169H109V171H108ZM127 170V169H126ZM91 171V172H92ZM41 172V171H40ZM39 172V173H40ZM94 172V173H95ZM82 173V172H81ZM98 173L96 172L95 174H97V176H98ZM41 174V173H40ZM86 174V173H85ZM87 175H88V172H87ZM93 175V174H92ZM38 177H39V174H38ZM94 177V176H93ZM95 177H96V175H95ZM101 177V176H100ZM89 178V177H88ZM91 178V177H90ZM108 178V179H107ZM100 179V178H99ZM41 180V179H40ZM102 180V179H101ZM60 181V180H59ZM111 183H110V182ZM31 182V181H30ZM33 182V181H32ZM32 182L30 183V185H28V186H32L33 185V187H35L34 189L36 190V187L38 186L39 187V183H37L38 185L37 186H34V184H32ZM34 182H35V179H34ZM33 182V183H34ZM36 182H40L39 181V178H38V181H36ZM61 182V181H60ZM101 182V181H100ZM3 183V182H2ZM1 183V185H3ZM40 183H42V181L40 182ZM79 184V183H78ZM110 184V185H109ZM35 185H36V183H35ZM158 185H159V187L157 188V191L159 192L160 190H165V188H166V182L163 180V179H161V180H159L158 181ZM40 186H41V184H40ZM79 186V185H78ZM10 187V186H9ZM9 187H8V189H9ZM42 187V186H41ZM222 187V186H221ZM2 188V187H1ZM3 188H4V186H3ZM76 188V187H75ZM7 189V190H8ZM11 189V188H10ZM31 189V191L33 190L32 189V187L30 188ZM78 188H76V190H77ZM2 190V189H1ZM1 190H0V192H1ZM37 190H39V189H37ZM34 191V190H33ZM78 191H80V190H78ZM95 191V192H96ZM105 191V192H104ZM119 191V190H118ZM35 192V191H34ZM34 192H32V193H34ZM74 192H76L75 190H74ZM158 192L156 193V190H154V189H152L151 187H146V194H147V196L150 198V200H149V204L148 205H146L145 206V215H144V217H138V218H142V219H144V220H149V222H148V224H154V226H153V229L151 230V229H149L148 227H147V224H146V222L145 221H143V226H142V228L140 229V231H138V232H136L135 234H134V239H132V241H135V244H137V246H138V257L141 259V262H142V264H158V263H160V262H164L163 264H176V261H174L175 259L173 258V255H172V251H171V248H170V245H169V243L170 242H172L174 239H172L171 237H170V235L171 234H173V230H172V228H171V225H170V223H167V222H165V218H166V216L167 217H169V218H173L172 216H170V215H168L167 214V212H166V209L164 208V206H163V203H162V201H160L159 200V196H158ZM77 193V192H76ZM119 193H120V191H119ZM3 194V193H2ZM7 194V193H6ZM12 194H13V192H12ZM39 194V193H38ZM104 194V195H103ZM121 194V193H120ZM192 194H194V193H192ZM34 195V194H33ZM76 195V194H75ZM80 195H81V192H80ZM81 195V196H82ZM8 196V195H7ZM36 196V195H35ZM102 198H101V197ZM119 196V195H118ZM1 197V196H0ZM4 197V196H3ZM2 197V199L4 200V198ZM40 197H41V195H40ZM11 198V197H10ZM97 198V195H96V197H95V193H94V199H96ZM105 198H103V201H104V199ZM116 198V197H115ZM1 199V198H0ZM37 199V198H36ZM35 199V201L37 202V200ZM98 199V198H97ZM96 199V200H97ZM100 199H98L99 201L98 202H100L101 200ZM108 199H107V201H104V203L105 202H109L108 201ZM122 199H123V197H118V199H117V203H116V215H115V218H116V220L117 221H121V211H120V209H119V204H120V202L122 203ZM196 199V198H195ZM206 199H208V198H206ZM11 200V199H10ZM42 200V199H41ZM113 201H114V199H112ZM33 201V200H32ZM92 201H95V200H90V201H88L89 203L90 202H92ZM112 201V202H113ZM7 201H5L4 203H2L1 205H5V203H6ZM13 202V200H11V203ZM39 202V201H38ZM38 202H37V204H38ZM43 202V201H42ZM102 202V201H101ZM16 203V202H15ZM60 203V202H59ZM208 204H209V206L210 207H212L213 205H211L213 202L211 201V200H209L208 199V202H207ZM36 204V203H35ZM34 204V202L33 203H31V206H30V204H29V210H31V209H33V211H34V214L35 215H37L36 213H38V210H40L41 209V211H42V206H39V204H40V202H39V204H38V206L40 207V209H39V207L37 208L36 207V205ZM84 204V206H82ZM91 204V203H90ZM93 204V206H94V208H95V205L96 204H99V203H97V201H95V203H92ZM107 204V203H106ZM105 204V205H106ZM109 204H111V203H109ZM113 204V203H112ZM9 205H10V202H9ZM8 205V206H9ZM12 205H14V203L12 204ZM12 205H10V206H12ZM20 205H22V204H20ZM32 205H34L33 207L34 208H31L32 207ZM42 205V204H41ZM100 205H102V203L100 204ZM104 205V206H105ZM154 205H156V206H154ZM24 206V205H23ZM23 206H22V208H23ZM44 206V205H43ZM107 206V205H106ZM14 207V206H13ZM12 207V208H13ZM18 207H19V205H18ZM42 207V208H41ZM89 207H92V205H90ZM108 207V206H107ZM154 207H155V209H154ZM204 207H206L205 205H204ZM215 207V206H214ZM213 207V208H214ZM9 208V207H8ZM54 208V207H53ZM84 208H87V207H84ZM83 208V209H84ZM93 208V210H95ZM97 208V207H96ZM102 208H104L103 207V205H102ZM102 208H97L98 210L100 209H102ZM152 208V209H151ZM157 208V209H156ZM19 209V208H18ZM24 209V208H23ZM23 209H22V211H23ZM25 209H27V207L25 208ZM24 209V210H25ZM83 209H81L82 211H83ZM92 209V208H91ZM108 210L110 209V208H107ZM107 209H103V210H105L104 212H106L107 211ZM138 209V208H137ZM55 210V209H54ZM97 210V211H98ZM32 211V210H31ZM32 211V212H33ZM84 211H85V209H84ZM82 212V213H84V215L85 214H87V213H89V211H91L90 210V208L88 209V212L87 213H85V212ZM87 211V210H86ZM21 212V211H20ZM25 212V214H26V210L25 211H23V213ZM30 213V214H28L29 212L27 211V214H28V216H29V218L28 219H30V217L31 216H33L34 217V214L33 213ZM99 212V211H98ZM98 212H96V210H95V215H94V212H92V214L94 215L93 217H95V219H96V222H94L93 221V218H92V221H93V225H94V223L96 224V225H94L95 226V228L93 227V225H92V222L90 223V224H88V229H91L90 228V226H92L94 229L93 230H95L96 229V226H97V229H96V231H97V236H96V234H95V232L93 233H87L88 231H86V233L88 234V237L90 238V234H94L95 235V237H92L91 236V239L93 238V240L96 242L97 241V239H99V238H101L102 240H103V242L105 243L104 245H107L106 247H108V242H109V239L107 238V234H105L104 232L106 231V233H107V230L109 229V224H108V222L107 221H105L104 220V218H103V216H104V212L102 211V213H101V215H103V216H101L100 214H98ZM101 212V211H100ZM213 212V211H212ZM19 213V212H18ZM22 213V212H21ZM22 213V214H23ZM42 213V212H41ZM41 213H40V211H39V216H41ZM32 214V215H31ZM42 214H44V213H42ZM106 214V213H105ZM135 214H137L138 216H140V212L139 211H135ZM20 215V214H19ZM37 215V216H38ZM24 216H26V215H23L22 216V218L24 217ZM27 216V217H28ZM37 216H35V217H37ZM46 216V215H45ZM68 216V215H67ZM89 217H90V214L88 215ZM178 216V215H177ZM177 216H176V218H174V220H177L178 218H177ZM33 217H31V218H33ZM42 217H43V215H42ZM42 217H40L39 219L40 220H42V221H44V219L45 218H43L42 219ZM86 217H87V215H86ZM47 218V217H46ZM74 218H75V216H74ZM84 218L85 217H83V219L82 220H84ZM1 219V218H0ZM12 219V218H11ZM28 219H25L27 222H28ZM73 219V218H72ZM72 219H70V220H72ZM232 221H234L235 219H236V217H234V218H230ZM7 220V219H6ZM35 220H38V218L37 219H35ZM34 220V221H35ZM50 220V219H49ZM85 220H86V218H85ZM180 220V219H179ZM23 221L24 220H22V223H23ZM33 221V222H34ZM45 221H46V219H45ZM47 221H48V218H47ZM47 221L45 222V223H47ZM52 221V220H51ZM54 221V220H53ZM56 221H57V219H56ZM65 221V220H64ZM178 221V220H177ZM176 221V222H177ZM7 222H9L8 220H7ZM18 222H19V220H18ZM36 223H37V221H35ZM58 222V221H57ZM67 222H69V220L67 221ZM80 222H81V220H80ZM84 222V224H82V225H84V227L86 226L85 225V221H82V223ZM87 223L88 222H90V221H86ZM26 223V222H25ZM29 223V222H28ZM28 223H26V225H28ZM43 223V222H42ZM44 223V224H45ZM48 223H49V221H48ZM54 223V222H53ZM65 223V222H64ZM71 223H72V221H71ZM3 224V223H2ZM33 224V223H32ZM38 224V223H37ZM56 224V223H55ZM66 224V223H65ZM79 224V223H78ZM121 224H123V223H121ZM156 224L158 225V227L156 228ZM25 225V224H24ZM53 225V224H52ZM81 225V226H82ZM90 225V226H89ZM180 225H181V223H180ZM217 226V231H218V236L219 237H221V236H223L224 235V233H225V228L223 227V226H220V225H216ZM3 227V226H2ZM1 226H0V228H2ZM38 227V226H37ZM69 227V226H68ZM113 227V226H112ZM181 227H183V226H181ZM82 228V227H81ZM24 229H26V228H24ZM183 229L184 230H186V226H185V228L183 227ZM199 229V228H198ZM30 230V228L28 227V231ZM53 230V229H52ZM56 230V229H55ZM78 230V229H77ZM76 230V231H77ZM79 230H81V229H79ZM78 230V231H79ZM2 231V230H1ZM3 231H4V229H3ZM27 231V230H26ZM31 231V230H30ZM29 231V232H30ZM35 231V230H34ZM89 231H91V230H89ZM205 231V230H204ZM216 231V232H217ZM28 232V233H29ZM36 232V231H35ZM1 233H3V232H1ZM23 233V232H22ZM34 233V232H33ZM51 233V232H50ZM80 233V232H79ZM83 233V232H82ZM184 233H186V231L184 232ZM76 234V233H75ZM29 235H30V233H29ZM29 235H28V237H29ZM80 234H78V232H77V236H79ZM217 235V234H216ZM26 236V235H25ZM76 236V235H75ZM84 236H86L85 234H84ZM3 237H4V235H3ZM27 237V236H26ZM27 237V238H28ZM31 237V236H30ZM82 237V236H81ZM96 237H98L96 240L94 239V238H96ZM75 238V237H74ZM87 238V237H86ZM56 239V238H55ZM84 239H85V237H84ZM83 239V240H84ZM88 239V238H87ZM86 239V240H87ZM72 240H74V239H72ZM82 240V241H83ZM86 240H84V241H86ZM90 240V239H89ZM92 240V241H93ZM57 241V240H56ZM77 241V240H76ZM75 241V242H76ZM79 241L81 242V240L79 239ZM83 241V242H84ZM250 239H248V238H244V241H243V244H241V246H242V248L244 249V251L249 255V252H248V250H247V247H249L250 246ZM82 242V243H83ZM87 242H88V240H87ZM87 242H84V244H85V247L84 246H82L83 244L82 243H80V245L84 248V250H85V252H86V250L87 249H85V248H87L86 247V244H87ZM90 242V241H89ZM95 242H94V244L93 243H91L90 242V244H93V246H95V245H97V248H98V245H100V244H95ZM242 241H240V243H241ZM78 243V246H79V242H77ZM107 243V244H106ZM156 243V244H155ZM202 243H203V245L204 246H207L208 248H211L213 251H215V255H211V257H208V256H204V255H200V259H201V261H200V264H219L220 263V261L221 260H224V261H227L228 262V257H227V254L226 253H223V250H221V253H219V250L221 249L220 248V245H219V243L217 242V240L215 239V237L212 235V233L211 232H208V231H205V236L203 237V240H202ZM239 243V244H240ZM45 244V243H44ZM89 244V243H88ZM87 244V245H88ZM90 244L88 245V247L90 246ZM109 244H111L110 242H109ZM65 245V244H64ZM102 245V244H101ZM104 245H102L101 247H103ZM46 246H47V244H46ZM46 246H44V247H46ZM50 246V245H49ZM77 246V245H76ZM92 246V247H93ZM110 246V245H109ZM115 246H117L118 248H119V250L121 249L122 251H125V252H127L128 253V251H126V247H125V245H123V243L122 242H118V244L117 245H115ZM44 247H42V249L44 248ZM80 247V246H79ZM82 247H80L81 249H82ZM91 247V246H90ZM105 247V246H104ZM37 248V247H36ZM100 248V247H99ZM113 249V247H110V249ZM236 248V247H235ZM68 249V248H67ZM81 249H79V250H81ZM92 249H94L95 250V247L94 248H92ZM91 249V250H92ZM101 249V248H100ZM106 249V248H105ZM108 250V248L106 249V250H108V251H106L107 253H106V256H105V260L108 262L109 261V263L111 262V257L113 256V251H112V249L111 250ZM115 249H116V247H115ZM114 249V250H115ZM149 249H151L152 251H156V261H154L153 259H154V256H153V258H151V257H149V255H148V251H149ZM46 250H48V249H46ZM50 250V249H49ZM84 250H83V252H84ZM88 250H89V248H88ZM87 250V251H88ZM91 250H89L90 252H91ZM97 250V249H96ZM96 250H95V252H96ZM118 250V249H117ZM44 251H45V249H44ZM82 251V250H81ZM116 251V250H115ZM83 252H81V253H83ZM90 252H86V253H83L84 255H86L87 253H90ZM121 252V251H120ZM40 253V252H39ZM42 253V252H41ZM93 253H94V251H93ZM116 253V252H115ZM118 253V252H117ZM122 253V252H121ZM127 253L126 254H121V256H122V258L121 257H119L118 259H117V261L114 263V264H134L133 263V261H130V259L126 256L127 255ZM43 254H44V252H43ZM83 254H80V256L82 255V257H83ZM213 254V253H212ZM37 255H38V253H37ZM42 255V254H41ZM40 255V256H41ZM90 255H91V257H90ZM92 252L89 254V256H88V254H87V256L89 257V260H87V263H88V261L89 262H91L90 261V259H92ZM87 256H84L83 258H85V257H87ZM120 256V255H119ZM43 257V256H42ZM87 257V258H88ZM40 258V257H39ZM45 258V257H44ZM43 258V259H44ZM82 258V259H83ZM46 260V259H45ZM42 261V258H41V263H43V262H46V261ZM78 261L80 260V259H77ZM85 260H86V258H85ZM261 260H262V264H264V226L262 225V258H261ZM77 261V262H78ZM83 262H84V259H83ZM82 262V263H83ZM155 262V263H154ZM48 263V262H47ZM81 263V264H82ZM86 263V262H85ZM86 263V264H87ZM46 264V263H45ZM50 264V263H49ZM84 264V263H83ZM136 264V263H135ZM184 264V263H183ZM228 264H232V262H228Z\"/></svg>",
    "mask_w": 264,
    "mask_h": 264
}]
</instances>
